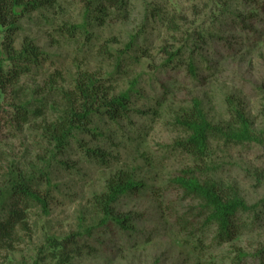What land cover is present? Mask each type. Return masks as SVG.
<instances>
[{"label":"rangeland","instance_id":"374dc122","mask_svg":"<svg viewBox=\"0 0 264 264\" xmlns=\"http://www.w3.org/2000/svg\"><path fill=\"white\" fill-rule=\"evenodd\" d=\"M85 6V0H58L19 22L15 46L28 38L44 55L22 78L18 94L43 115L11 137L1 112L0 171L28 173L48 207L28 201L27 228L18 229L11 248L0 249V264H59L57 255L40 250L49 239L67 237H77L82 247L70 246V264H264L257 256H264V0H127L128 7L104 24L89 21L71 36L67 29L83 23ZM79 71L104 75L114 93L138 80L139 93L127 116L95 120L99 136L76 133L65 150L49 151L37 126L52 120L51 106L59 100L48 82L70 89ZM193 98L215 124L239 128L228 98L251 122L253 140L214 144L211 170L199 172L260 205L237 215L241 227L232 242H220L217 226L204 224L207 211L172 182L192 165L176 147L183 133L174 121ZM86 148L107 156L99 160ZM121 169L143 182L116 204L119 214L130 216L132 230L125 232L100 226L92 204Z\"/></svg>","mask_w":264,"mask_h":264},{"label":"trees","instance_id":"16d2710c","mask_svg":"<svg viewBox=\"0 0 264 264\" xmlns=\"http://www.w3.org/2000/svg\"><path fill=\"white\" fill-rule=\"evenodd\" d=\"M85 2V20L81 24H72L68 27L71 36L81 32L88 24L91 25L89 21H97L102 25L111 14L121 12L128 7L127 0H85ZM57 3L58 0H0V125L3 111L8 115L6 124L10 128L11 137L22 132L25 125H29L33 119L38 120L43 115L41 107H35V103L31 100H22V96L18 94V86L22 78L30 73L34 65L40 63L44 55V52L28 38L23 40L19 48L15 46L16 33L21 28L19 22L24 16L34 12H44L45 9L55 7ZM173 54L170 53L168 62L174 60ZM189 70L195 75L196 67L193 63H190ZM137 82L138 80H134L128 89L120 93H114L113 87L106 83L104 75L100 76L88 71H79L70 89L58 88L54 85L55 82H48L58 92L59 100L51 106L52 120L46 119L45 123L37 126L52 146L49 151L65 150L76 133L94 137L102 134L96 119L118 121L127 116L131 112L132 95L139 93L135 88ZM10 91L13 96L8 98ZM227 100L228 105H231L229 110L237 118L235 123L239 128L231 124L226 126L210 121L198 98H193L191 104L183 109L174 121L183 133L176 140V147L191 158L192 165L183 169L172 182L178 189L183 190L186 197L197 199L201 209L207 211L204 224L217 226V239L222 243L237 239L241 227L237 216L240 212L256 211L260 206L249 205L234 187L225 186L209 176L202 177L199 174L211 170L208 159L214 144L229 145L233 142L245 143L254 139L247 115L234 105L231 98ZM86 151L90 156L103 161L107 156V153L101 149L86 148ZM44 160L45 158L42 159ZM47 174L49 178L48 171ZM142 185L143 182L136 179L133 171L121 169L111 175L106 182L105 190L95 194L92 200L93 208L101 215L100 226L106 227L111 223L124 232L132 230L130 216L119 214L116 204L121 197L140 189ZM29 200L41 204L47 211V198L33 188L32 177L28 173L23 175L17 173L14 167L4 172L0 171V249L11 248L18 229L27 228ZM49 240L41 247L40 252L51 256L57 255L59 264L71 263L73 253L70 246L76 245V248H82L78 244L77 237L75 239L67 237L64 241ZM83 246L90 249L91 245L85 243ZM244 256V253H240V257ZM257 256L264 260L261 251L257 252Z\"/></svg>","mask_w":264,"mask_h":264}]
</instances>
